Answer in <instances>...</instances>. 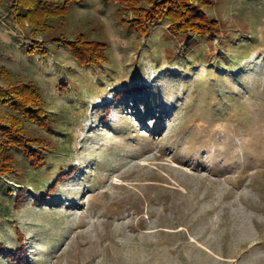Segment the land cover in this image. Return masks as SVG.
I'll return each instance as SVG.
<instances>
[{"label": "rangeland", "instance_id": "rangeland-1", "mask_svg": "<svg viewBox=\"0 0 264 264\" xmlns=\"http://www.w3.org/2000/svg\"><path fill=\"white\" fill-rule=\"evenodd\" d=\"M11 4L0 86L34 82L56 111L55 131L28 127L53 141L50 165L32 173L16 151L19 175L0 176V247L28 264H264V0H215L220 32L198 43L168 25L130 34L87 0L54 33L110 45L88 69L52 39L31 56Z\"/></svg>", "mask_w": 264, "mask_h": 264}, {"label": "trees", "instance_id": "trees-1", "mask_svg": "<svg viewBox=\"0 0 264 264\" xmlns=\"http://www.w3.org/2000/svg\"><path fill=\"white\" fill-rule=\"evenodd\" d=\"M3 1L0 0V3ZM86 2L87 0H12L11 11L15 14L16 21L22 28H29L31 32L28 47L31 56L38 52L44 57L47 56L46 45L49 39H52L55 43L64 45L83 68L103 67L111 63L113 58L107 42L88 38L85 34L70 39L62 32L54 33L56 20L66 23L75 7ZM104 2L117 7L122 25L130 34H136L138 37L149 36L152 29L159 25H168L174 36L187 43L190 40H194L195 43L204 42L220 32L221 22L211 18L206 11V8L215 5V0H104ZM53 33L54 35L50 36ZM40 35L45 36L43 40L38 39ZM181 62L185 63L184 60ZM7 81L8 87L0 86V101L12 110L8 113L0 110L2 177L19 175L16 151L25 155L30 166L27 170L32 173L50 165L51 161L46 151L51 152L54 149L51 147L53 141L30 133L28 127L35 124L42 130L55 131L52 117L55 112L52 111L56 110L47 108L39 86L34 82L15 83L9 76ZM68 175L70 174H62L48 191L55 192L60 182ZM23 196L22 192L21 198ZM0 253L11 261L28 264L27 251L24 248L14 253L1 246Z\"/></svg>", "mask_w": 264, "mask_h": 264}]
</instances>
